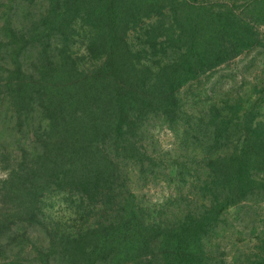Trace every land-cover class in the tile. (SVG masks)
<instances>
[{
	"label": "trees",
	"instance_id": "trees-1",
	"mask_svg": "<svg viewBox=\"0 0 264 264\" xmlns=\"http://www.w3.org/2000/svg\"><path fill=\"white\" fill-rule=\"evenodd\" d=\"M48 1L0 25V264H264V0Z\"/></svg>",
	"mask_w": 264,
	"mask_h": 264
},
{
	"label": "rangeland",
	"instance_id": "rangeland-1",
	"mask_svg": "<svg viewBox=\"0 0 264 264\" xmlns=\"http://www.w3.org/2000/svg\"><path fill=\"white\" fill-rule=\"evenodd\" d=\"M232 2V0H229ZM248 0H237V5L239 11H243L245 5H247ZM0 8V25H4L7 23L9 17L12 18L15 22H18V25H22L23 23L29 24L32 20H41L46 14L48 13V7H49V1L48 0H2ZM14 6L13 10L10 8ZM259 31L262 35H264V25L259 28ZM135 37L134 33H131L130 38L133 39ZM255 55V52L247 51V53H244L242 56L238 57L237 59L233 60L232 62L223 68L225 71H222V73H226L227 70H236L241 69L243 66H245L249 60ZM230 68H229V67ZM258 72L255 70L253 77ZM251 79V76H250ZM159 141L161 142L163 149H168V147L171 146L173 143V134L168 131L167 129H163L157 132L156 136ZM8 176V172L2 168L0 165V181L6 179ZM144 192H148V195L150 198L156 200L158 198H163L168 194V190L166 188L161 187H153L151 189H146ZM71 210L67 208L65 205H63L62 202H57L54 207L49 209V215L54 217L56 220L59 219H69L71 217ZM262 231V228H259V232ZM240 237L244 238V241H252L253 237L248 236L247 231L244 232ZM252 239V240H251ZM243 241V240H242ZM20 243H16L11 248H9V251L7 252V255H5L6 258H9L8 256H13L15 254H20L21 251H19L17 247L24 246V241ZM25 247V246H24ZM36 253L31 249V246H29V249L25 251V253H21V256L24 260L30 262L31 259L35 257ZM36 262V261H35Z\"/></svg>",
	"mask_w": 264,
	"mask_h": 264
}]
</instances>
